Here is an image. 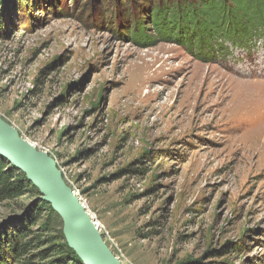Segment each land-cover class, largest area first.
I'll return each mask as SVG.
<instances>
[{
	"label": "rangeland",
	"instance_id": "rangeland-1",
	"mask_svg": "<svg viewBox=\"0 0 264 264\" xmlns=\"http://www.w3.org/2000/svg\"><path fill=\"white\" fill-rule=\"evenodd\" d=\"M186 2L2 0L0 116L122 264H264V27L209 53ZM35 199L0 202L1 247ZM32 232L30 255L65 244L56 214Z\"/></svg>",
	"mask_w": 264,
	"mask_h": 264
},
{
	"label": "trees",
	"instance_id": "trees-1",
	"mask_svg": "<svg viewBox=\"0 0 264 264\" xmlns=\"http://www.w3.org/2000/svg\"><path fill=\"white\" fill-rule=\"evenodd\" d=\"M172 7L175 4L169 9ZM157 8H153L151 12L152 24L157 28L163 23L168 25L170 15L174 20L175 15L170 10L166 20H163L160 13H157L163 7ZM180 14L184 17L181 23H185L189 29V32L185 29L183 31L189 37L192 36V44L197 42L200 50L210 53L214 52L217 41L229 39L235 41V44L243 43L251 33H257L264 27V0H187L185 11L180 10ZM139 31L140 29L134 31V37L139 36ZM143 38L145 39L138 37L139 40ZM28 194L36 199L24 211V215L28 216L20 225L11 227L6 234L8 248L0 245V264H34L35 258L41 261L51 258L44 264H82L66 243L42 250L37 255L29 254L32 226L43 213L48 216L55 213L46 202L40 200L39 192L26 180L24 174L0 157V202L15 201ZM221 252L225 253L226 250Z\"/></svg>",
	"mask_w": 264,
	"mask_h": 264
},
{
	"label": "water",
	"instance_id": "water-1",
	"mask_svg": "<svg viewBox=\"0 0 264 264\" xmlns=\"http://www.w3.org/2000/svg\"><path fill=\"white\" fill-rule=\"evenodd\" d=\"M0 157L24 174L62 221L67 247L82 264H122L104 242L80 198L65 182L55 159L25 140L0 116Z\"/></svg>",
	"mask_w": 264,
	"mask_h": 264
},
{
	"label": "built area",
	"instance_id": "built-area-1",
	"mask_svg": "<svg viewBox=\"0 0 264 264\" xmlns=\"http://www.w3.org/2000/svg\"><path fill=\"white\" fill-rule=\"evenodd\" d=\"M77 196V195H76ZM96 226H97V224H96Z\"/></svg>",
	"mask_w": 264,
	"mask_h": 264
},
{
	"label": "bare ground",
	"instance_id": "bare-ground-1",
	"mask_svg": "<svg viewBox=\"0 0 264 264\" xmlns=\"http://www.w3.org/2000/svg\"><path fill=\"white\" fill-rule=\"evenodd\" d=\"M98 226V225H97Z\"/></svg>",
	"mask_w": 264,
	"mask_h": 264
}]
</instances>
